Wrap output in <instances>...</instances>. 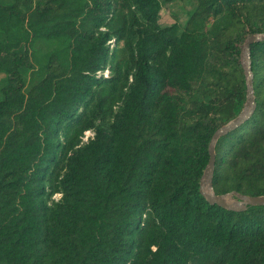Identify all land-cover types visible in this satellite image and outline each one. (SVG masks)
I'll use <instances>...</instances> for the list:
<instances>
[{
	"label": "trees",
	"instance_id": "trees-1",
	"mask_svg": "<svg viewBox=\"0 0 264 264\" xmlns=\"http://www.w3.org/2000/svg\"><path fill=\"white\" fill-rule=\"evenodd\" d=\"M174 2L193 8L161 25ZM251 36L264 0H0V264H264V206L200 191L239 118L213 193L264 196Z\"/></svg>",
	"mask_w": 264,
	"mask_h": 264
},
{
	"label": "water",
	"instance_id": "water-1",
	"mask_svg": "<svg viewBox=\"0 0 264 264\" xmlns=\"http://www.w3.org/2000/svg\"><path fill=\"white\" fill-rule=\"evenodd\" d=\"M264 37L260 36H251L248 38L247 42L245 43L244 50H243V56L246 57V70H247V75H248V89H247V100H246V106L244 111H250V108L254 107V99H253V94H252V79H251V73H250V61H249V45L253 43L254 41L257 40H262ZM244 113V112H243ZM239 120L236 119L233 121L231 124L228 126L218 130L213 138L212 141L209 145V161L208 165L204 171L202 182H201V193L205 196L206 201L211 204V205H217L221 208L224 209H231V210H238L244 206H264V196L260 197H246V196H241L237 195L235 193H232L233 196L236 197L237 202L235 205L231 206L226 203V198L230 195H223V196H216L213 193V186H212V173H213V168H214V144L216 140L219 138V136L224 133L225 131L229 130L232 125H234L237 121ZM205 181L207 183L208 189L210 191V194L205 195L202 192V183Z\"/></svg>",
	"mask_w": 264,
	"mask_h": 264
},
{
	"label": "rangeland",
	"instance_id": "rangeland-1",
	"mask_svg": "<svg viewBox=\"0 0 264 264\" xmlns=\"http://www.w3.org/2000/svg\"><path fill=\"white\" fill-rule=\"evenodd\" d=\"M192 3L189 2H174L171 4H168L163 9V16L160 20L161 25H168L174 21H177L179 23H184L185 19L188 16V12L192 9ZM244 65H246V57L243 56ZM109 73L108 70L104 71V76H107ZM1 79V76H0ZM93 137V132L88 131L84 134L83 142H87L90 138ZM202 192L205 195L210 194V191L208 189L207 183L205 181L202 183ZM60 196H55L54 199H59ZM237 202L236 199H233L231 196H228L226 198V203L228 205H235Z\"/></svg>",
	"mask_w": 264,
	"mask_h": 264
}]
</instances>
